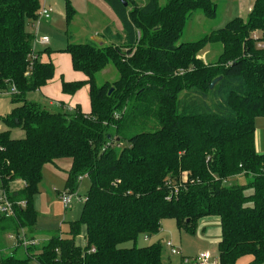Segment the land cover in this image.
Segmentation results:
<instances>
[{"label":"trees","instance_id":"1","mask_svg":"<svg viewBox=\"0 0 264 264\" xmlns=\"http://www.w3.org/2000/svg\"><path fill=\"white\" fill-rule=\"evenodd\" d=\"M105 1L124 33L115 38L121 42L100 45L73 40L76 9L65 0L68 43L60 51L88 76L86 113L80 106L50 111L28 99L55 71L52 61L40 59L27 28L38 20L41 0H0V90L16 89V105L1 115L7 129L0 131V190L15 206L14 216L0 214L1 252L7 232L36 224L46 163L72 159L70 192L82 177L90 180L69 236L54 235L26 257L1 254L0 264H172L163 259L162 242L138 246L140 235L158 234L166 218L195 233L208 216L220 219L221 264L247 254L263 263L264 152L257 149L256 118L264 116V0H256L246 18L185 42L179 40L194 12L217 16L215 0H148L132 8L123 0ZM215 43L222 45L215 61L199 56ZM109 64L119 78L99 83L97 74ZM81 86L63 83L66 92ZM17 127L25 137H12ZM238 176L242 184L229 183ZM84 227L82 247L76 238ZM129 241L133 246H121Z\"/></svg>","mask_w":264,"mask_h":264},{"label":"rangeland","instance_id":"2","mask_svg":"<svg viewBox=\"0 0 264 264\" xmlns=\"http://www.w3.org/2000/svg\"><path fill=\"white\" fill-rule=\"evenodd\" d=\"M77 10L84 11V7H86V3H83V0H74ZM148 0H129V5L131 8L136 5H143ZM218 3V14L216 17L210 18L207 17L201 10H198L193 13L191 18L188 20L185 30L179 40V42L185 41H193L202 37L204 34L209 33L212 30L221 28L225 26L230 20L235 18L233 16V5L229 0H215ZM65 0H58L55 4L54 8L60 9L64 7ZM160 3L166 4L167 0H160ZM45 5H41V8ZM82 8V9H81ZM81 9V10H80ZM41 10V9H40ZM116 13V12H115ZM117 15V14H116ZM76 17L72 21V25L70 26V32L73 33L77 39L82 40L81 42L86 43L90 41H95L93 39L94 35H90L88 32L93 28V24H109L113 28L112 33H107V31H103L106 34V43L110 42H121L115 38L119 35L123 34L122 31L116 30L113 21L107 16L100 13H79V17ZM40 19V12L39 17ZM121 21V20H120ZM85 28V29H84ZM98 35V34H95ZM102 37L101 35H99ZM114 37V38H113ZM76 42V41H75ZM222 50V45L219 43L208 44L199 54L201 58H204L206 61L212 62L215 61L220 52ZM119 78V73L117 69L109 64L107 68L97 74V81L99 83H103L105 81H114ZM12 86L9 90V93L6 91L4 94L0 95V111H11L12 106L16 105L11 101V94L16 91L13 90ZM28 96V95H27ZM44 108L57 112L58 109H55L52 106H48L47 104L43 105ZM152 124H150L151 126ZM0 126L3 130H6V125L0 121ZM256 133L258 134V138L260 139V143L264 142V116H259L256 118ZM11 134L15 138H23L25 137V131L19 127L11 130ZM67 163H71L70 157H64L56 159L54 162L46 163L43 171V180L39 186V192L35 197V208L39 213L37 222L32 227H27L26 239L29 240L32 237L36 238L37 241L30 249L28 250L24 244H21L18 239V233L14 232L13 234L6 233V247L3 252L0 250L1 254L11 253L14 251L16 256L26 257L27 255H32L35 253H39L42 246L54 235H62L69 236V226L70 222L76 219H79L81 216V212L83 209V205L85 202V197L88 189L90 188V180L87 176L82 177L80 180V186L76 191L74 196V200L71 206L68 209H65L61 200V195L63 192L67 190L66 188V180L70 170V166L68 167ZM245 181L243 176H238L237 178H232L229 183H243ZM73 193V192H72ZM164 221V222H163ZM23 235L24 232L21 231ZM191 234L190 232L183 230L181 231L177 225V222L173 218H167L162 220V227L158 234L155 235H147L141 234L138 238L137 244L138 246H145L152 244L154 242H162L163 248V259L167 263L172 264H186L182 262V258L180 254H172L168 247L166 246L167 240H172L179 245H185L188 241L186 235ZM5 236V235H4ZM182 237V239H181ZM186 237V238H185ZM185 239V241H184ZM76 242L85 247L87 244L85 227L82 229L81 233L77 236ZM121 246L131 247L133 246V241H129L123 243ZM200 246V245H199ZM214 255H219L218 246L214 247L211 251ZM190 262L188 264H192V256H189ZM253 257L252 255H244L240 257L233 264H252ZM30 264H37L36 260H32ZM260 264H264L260 263Z\"/></svg>","mask_w":264,"mask_h":264},{"label":"crops","instance_id":"3","mask_svg":"<svg viewBox=\"0 0 264 264\" xmlns=\"http://www.w3.org/2000/svg\"><path fill=\"white\" fill-rule=\"evenodd\" d=\"M230 1L234 8L233 16L246 18L251 12L256 0H229V3ZM57 2L58 0H41V5L51 6L53 8L51 19L46 20L44 18H40L38 20L28 21V25H27L28 30L34 32L35 34V40H34L35 50L41 53L40 59L42 61L45 62L52 61L54 63L55 71H54V76L51 79H49L45 85H43L38 90L29 92L27 97L28 99L37 101L42 105L47 104L48 106H52L55 109H58V111L61 110L72 111L76 107L80 106L82 108V111L89 113L91 112V98H90V85L88 83V76L83 71L76 70L74 68L72 56L69 52L60 51L67 45L68 36H67L65 2H64V7L60 9L54 8ZM71 2L76 9V15L78 17H79V13H86V14L91 12L100 13L107 16L113 21V25L116 30L122 31L123 29L122 22L120 21L119 17L116 15L114 9L105 0H83V3L85 2L87 5L86 7H84L85 10L83 12L77 10L74 0H71ZM92 24H93V28L88 33L90 35H95V34L101 35L105 39V43L107 42L106 34L105 32H102V30L103 31L105 30L107 31V33H111L113 35L112 33L113 31L111 29L113 27L111 25L109 24L101 25L98 23L96 24L92 23ZM72 35H73V39H77V37L73 33ZM43 36H48L49 40L47 42H42ZM75 41L81 42L82 40H75ZM46 48H49V50L51 51H43ZM64 82L67 83L82 82V86L79 87L75 92H66L64 91L63 88ZM10 106H12L13 108L12 104ZM9 112L10 111H4V112L0 111L1 122H3L1 119V115H5ZM1 130L3 129L0 126V131ZM256 144L258 151L264 152V142L262 141L260 143V139L258 138L257 133H256ZM67 164L68 167L69 166L71 167L72 159H71V163H67ZM12 185L14 188H18L22 186V184L19 182H14ZM25 230L26 228L21 229V231L27 234ZM13 233L14 232H10L7 234H13ZM19 234H21V232H19L18 235ZM186 237L188 238V241L184 246L182 244L179 245L176 242H174L175 245L180 250L179 254L180 257L182 258L183 263L185 258H188L189 256L195 257L196 255H198L200 252L203 251H212L214 247H217L219 245V242L221 241L222 238L220 219L216 216H208L202 218L199 221L196 232L188 234L186 235ZM31 239H33L36 243L37 241L36 238L32 237ZM2 247L3 250L7 249L6 234L3 237ZM247 255H252V254H247ZM252 257H253L252 264H254V256L252 255Z\"/></svg>","mask_w":264,"mask_h":264},{"label":"built area","instance_id":"4","mask_svg":"<svg viewBox=\"0 0 264 264\" xmlns=\"http://www.w3.org/2000/svg\"><path fill=\"white\" fill-rule=\"evenodd\" d=\"M52 12L53 8L51 6H44L40 10V18H44L46 20H49L52 18ZM49 40L48 36H43L42 37V42H47ZM264 47V45H261ZM13 90H15V87H13ZM6 91L0 90V94H4ZM9 93V91H7ZM120 143H117V146H120ZM107 147V146H106ZM104 147V149H106ZM184 179L187 180L186 173H184ZM175 191H178V188H175ZM75 193L70 192L69 190H66L65 192L62 193L61 195V200L63 203V206L65 209H68L73 200ZM20 205H25V201L19 202ZM0 214L6 215V216H14L15 215V206L14 203L8 198V195L4 190H0ZM26 234L24 233L19 234L17 239L21 244H24V246H29L30 244H34L35 241L33 239H26ZM166 246L168 249L171 251L172 254H179L180 250L179 248L175 245V243L172 240H167L166 241ZM94 250V248H93ZM190 262L189 258L184 259V263L188 264ZM192 264H221V259L220 256L214 255L211 251H203L200 252L198 255L192 258Z\"/></svg>","mask_w":264,"mask_h":264},{"label":"water","instance_id":"5","mask_svg":"<svg viewBox=\"0 0 264 264\" xmlns=\"http://www.w3.org/2000/svg\"><path fill=\"white\" fill-rule=\"evenodd\" d=\"M124 5H128V2L127 1H124ZM93 39L100 45H103L105 44V39L103 37H100L99 35H94L93 36ZM218 81V78H216L213 82H212V86ZM113 88L110 90V93L112 92Z\"/></svg>","mask_w":264,"mask_h":264}]
</instances>
